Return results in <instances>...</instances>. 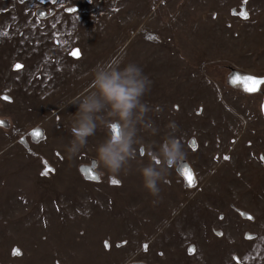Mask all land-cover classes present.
Masks as SVG:
<instances>
[{
    "label": "rangeland",
    "instance_id": "obj_1",
    "mask_svg": "<svg viewBox=\"0 0 264 264\" xmlns=\"http://www.w3.org/2000/svg\"><path fill=\"white\" fill-rule=\"evenodd\" d=\"M0 33V264H264V85L228 81L264 75V0H0ZM117 62L152 81L158 129L127 175L98 165L103 130L65 150L73 99ZM172 122L186 156L152 197L139 168Z\"/></svg>",
    "mask_w": 264,
    "mask_h": 264
},
{
    "label": "clouds",
    "instance_id": "obj_2",
    "mask_svg": "<svg viewBox=\"0 0 264 264\" xmlns=\"http://www.w3.org/2000/svg\"><path fill=\"white\" fill-rule=\"evenodd\" d=\"M121 64H98L92 73V87L73 99L77 111L71 119L72 139L65 149L69 158H75L88 145L89 138L103 130L105 138L96 146L95 158L101 169L114 175L130 172L142 143V127L158 132L155 126L146 123L150 109L143 99L150 92L152 81L136 63ZM168 127L170 131L158 150L151 153L150 162L139 168L144 189L157 198L170 169L186 156L176 136L178 126L172 122Z\"/></svg>",
    "mask_w": 264,
    "mask_h": 264
},
{
    "label": "snow or ice",
    "instance_id": "obj_3",
    "mask_svg": "<svg viewBox=\"0 0 264 264\" xmlns=\"http://www.w3.org/2000/svg\"><path fill=\"white\" fill-rule=\"evenodd\" d=\"M68 11H70V12H75L76 9H75V8H71V9H68ZM240 15H241L243 18L247 19V13H246V12H241ZM0 34H6V33H0ZM71 55L74 56V57H79L80 52H79V50L77 49V50H74V51L71 53ZM14 67H15L17 70H19V69H21L23 66L20 65V64H16ZM236 81H237V82H243V83H249V82H250L252 86H251V87H247V88L245 89V90L248 91V92H255V91H257L259 85L264 84V78H256V77H252V76H246V77L243 78L242 81H241V79H240L239 77H237V78H236ZM3 99H5V100H10V97L4 96ZM3 123H4L3 121H0V124H3ZM113 129L115 130V126H113ZM32 135H33L35 138L38 139V138H40V137L42 136V133H41L39 130H36V131H34V132L32 133ZM143 154H144V150L141 149V155H143ZM224 158H225V159H228V157H224ZM261 159L264 160V157H261ZM51 171H54V169H51V168L47 167V165H46V166H45V169H44V171L41 173V175H43V176H47ZM182 174L184 175V177H185V179H186V181H187V183H188V186L192 187V186L195 185V177H194V173H192L190 169H188L187 167H185V168L183 169V173H182ZM86 178H87V179H94V180H95V179H98V176L94 175V174L92 173V170H88V175H87ZM111 182H112L113 184H119V181L116 180V179H113ZM249 218L251 219V217H249ZM144 250H145V251L148 250V245H146V244L144 245ZM191 251H194V249H190V252H191ZM13 254H14V255H18V254H20V253H19V250L14 249V250H13Z\"/></svg>",
    "mask_w": 264,
    "mask_h": 264
},
{
    "label": "water",
    "instance_id": "obj_4",
    "mask_svg": "<svg viewBox=\"0 0 264 264\" xmlns=\"http://www.w3.org/2000/svg\"><path fill=\"white\" fill-rule=\"evenodd\" d=\"M246 76H252V77H256V78H264V75H262V76H258V75L248 74V73H240V72H238V71H234V70H233V71L229 74V79H228V81H229V83H230L231 85H238L239 88H240L243 92H245V93L253 94V93H257V92H259L261 86L264 85V84L259 85L257 91H255V92H248V91H246L245 89H246L247 87H251V86H252L250 82H249V83H243V82H237V81H236V78H237V77H239V78L241 79V81H242L243 78L246 77ZM260 109H261V113H262V115H264V97H262L261 104H260Z\"/></svg>",
    "mask_w": 264,
    "mask_h": 264
},
{
    "label": "trees",
    "instance_id": "obj_5",
    "mask_svg": "<svg viewBox=\"0 0 264 264\" xmlns=\"http://www.w3.org/2000/svg\"><path fill=\"white\" fill-rule=\"evenodd\" d=\"M133 264H135V263H133ZM136 264H138V263H136Z\"/></svg>",
    "mask_w": 264,
    "mask_h": 264
}]
</instances>
